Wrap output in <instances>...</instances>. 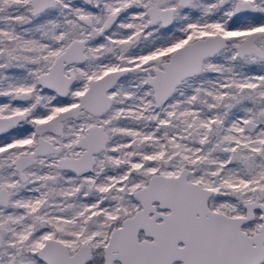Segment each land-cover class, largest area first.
Wrapping results in <instances>:
<instances>
[{
    "label": "snow or ice",
    "instance_id": "obj_1",
    "mask_svg": "<svg viewBox=\"0 0 264 264\" xmlns=\"http://www.w3.org/2000/svg\"><path fill=\"white\" fill-rule=\"evenodd\" d=\"M0 264H264V0H0Z\"/></svg>",
    "mask_w": 264,
    "mask_h": 264
}]
</instances>
